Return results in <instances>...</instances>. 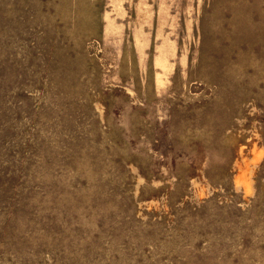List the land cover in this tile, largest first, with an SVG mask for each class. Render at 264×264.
Masks as SVG:
<instances>
[{
	"label": "rangeland",
	"instance_id": "obj_1",
	"mask_svg": "<svg viewBox=\"0 0 264 264\" xmlns=\"http://www.w3.org/2000/svg\"><path fill=\"white\" fill-rule=\"evenodd\" d=\"M0 264H264V0H0Z\"/></svg>",
	"mask_w": 264,
	"mask_h": 264
}]
</instances>
